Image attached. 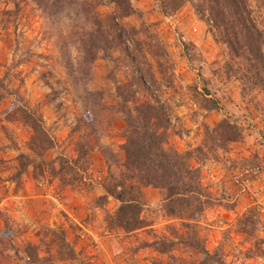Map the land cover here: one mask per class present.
I'll return each mask as SVG.
<instances>
[{
	"label": "rangeland",
	"instance_id": "rangeland-1",
	"mask_svg": "<svg viewBox=\"0 0 264 264\" xmlns=\"http://www.w3.org/2000/svg\"><path fill=\"white\" fill-rule=\"evenodd\" d=\"M86 1L93 5L88 11ZM129 2L132 13L119 19L116 27L121 41L96 59L83 78L75 42L95 33L92 14L104 20L117 11L113 2L74 0L58 5L55 0H0V264H36L27 256L29 247L31 254L50 259L43 264L200 260L199 251L181 245L169 254L146 246L160 237L171 238L173 224L179 233L186 231L179 219L163 215L159 189H144L142 216L149 225L129 233L105 226V213L115 210L116 201L109 198L103 207L94 203V197L102 194L99 182L107 168L103 151L121 152L118 147L125 139L115 86L128 83L138 101L156 98L164 104L168 141L178 150L199 145L204 127H213L223 117L241 129L240 140L201 165L202 184L216 203L203 212L197 230L204 248L210 253L216 249L225 263L264 264L252 237L236 231V219L251 206L264 223L261 86L234 73L238 61L213 40L189 3L164 14L159 0ZM246 4L264 31V8H257L253 0ZM204 90L219 108L206 112L200 107ZM22 111L39 116L52 140L45 160L75 156L77 141L92 148L84 183L60 188L55 178L50 180L44 163L39 167L43 180L33 178L32 166L19 177L17 156L30 155L31 134ZM61 231L77 253L76 260L59 257Z\"/></svg>",
	"mask_w": 264,
	"mask_h": 264
},
{
	"label": "trees",
	"instance_id": "trees-1",
	"mask_svg": "<svg viewBox=\"0 0 264 264\" xmlns=\"http://www.w3.org/2000/svg\"><path fill=\"white\" fill-rule=\"evenodd\" d=\"M39 1V0H38ZM67 1L72 4L74 0ZM85 1V0H83ZM249 0H159L164 14L174 13L185 3H189L195 13L207 24L213 40L226 50L231 60H237L234 73L253 79L264 92V31L251 16L246 3ZM257 8H264V0H253ZM116 12L104 20L92 14L90 22L96 25L95 33L88 32L86 39L75 42L83 65L78 67L83 78L88 76L90 65L98 58L109 53L116 43L121 41L122 33L117 32L119 19L132 13L129 0H110ZM85 10H90L88 4ZM264 11V9H263ZM112 42V43H111ZM131 83L123 87L116 85L117 96L120 97L117 109L124 116V141L119 145L121 152L104 149L106 172L99 182L102 194L94 197V203L103 207L109 198L117 203L113 212H106L104 222L107 230H122L126 233L148 226L142 216L145 203V188L159 189L162 193L161 210L168 219H179L185 229L184 235L179 233L176 225L170 226L171 238L160 237L146 245L158 253L169 254L175 247L182 246L195 249L202 256L198 262L187 263L177 261L176 264H227L219 256L217 250L209 252L204 248L203 239L199 237L198 220L206 208L215 202L207 187L201 181V165L208 158H217L227 145L242 138V131L227 117H223L213 127H204V136L199 145L178 150L168 141L167 128L169 116L164 104L156 98L139 100L135 96ZM204 90L200 107L206 112L219 108L214 98L207 97ZM96 108V107H95ZM22 118L31 129L27 142L29 154L20 153L18 158L19 177L32 166L33 178L43 180L44 172L40 169L43 163L48 167L50 180L55 178L60 188H73L85 182L92 148L85 147L77 141L75 156L57 155L45 160L44 152L53 146L50 136L41 124L39 116L22 111ZM89 181H92L88 177ZM232 206V205H231ZM236 231L252 237V245L256 255L264 260V223L255 206L247 208L236 219ZM62 232V231H61ZM58 235L59 257L75 259L76 254L65 241L63 232ZM1 243V241H0ZM31 248V247H29ZM28 248V249H29ZM26 250L28 258L36 264H43L49 258H41ZM219 249V248H218ZM28 250V251H27ZM50 256V255H48ZM176 261L174 256H170ZM75 264V263H74ZM156 264H163L156 262ZM170 264V262L164 263Z\"/></svg>",
	"mask_w": 264,
	"mask_h": 264
}]
</instances>
